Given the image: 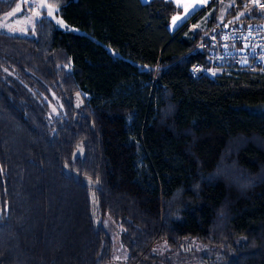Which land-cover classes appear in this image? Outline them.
Here are the masks:
<instances>
[{
    "label": "trees",
    "instance_id": "obj_1",
    "mask_svg": "<svg viewBox=\"0 0 264 264\" xmlns=\"http://www.w3.org/2000/svg\"><path fill=\"white\" fill-rule=\"evenodd\" d=\"M47 1L77 32H0V264H109L105 217L127 264L158 243L164 264H264V73L190 74L205 11L170 32L168 0Z\"/></svg>",
    "mask_w": 264,
    "mask_h": 264
},
{
    "label": "built area",
    "instance_id": "obj_2",
    "mask_svg": "<svg viewBox=\"0 0 264 264\" xmlns=\"http://www.w3.org/2000/svg\"><path fill=\"white\" fill-rule=\"evenodd\" d=\"M246 12L224 20L207 21L194 50H206L208 65L194 63L193 77L214 79L215 72L264 73V0H244Z\"/></svg>",
    "mask_w": 264,
    "mask_h": 264
},
{
    "label": "rangeland",
    "instance_id": "obj_3",
    "mask_svg": "<svg viewBox=\"0 0 264 264\" xmlns=\"http://www.w3.org/2000/svg\"><path fill=\"white\" fill-rule=\"evenodd\" d=\"M0 1L5 4L13 2V0ZM149 1L150 0H144V2H142L147 3ZM168 1H171L176 8L180 9V12L171 18L168 27L170 32H174L179 26L186 22L201 5L200 0ZM229 1L230 0H217V6H220L219 18H222V15L227 12L226 10L231 4ZM211 2L209 1V4ZM206 8L204 9V11H206L204 15L199 16L191 24L189 22L188 31L192 32L197 29L204 28L207 18H209L210 12L214 10V8H212L208 11ZM57 13L58 10L50 6L47 0H14V4L11 6V8L0 16V32L6 35L25 36L27 35L28 30H31L35 23L42 17L50 19L60 30H73L77 32L76 30L64 24ZM216 20L220 21L221 19L216 18ZM217 73L218 71L215 72V75ZM102 222L103 227L109 235L113 245V254L109 264H127V252L121 240V230L112 222L109 217L103 218ZM164 247L165 246L162 245V243L156 244L154 247V253L157 258L148 260L146 264H164L163 260L166 255V248Z\"/></svg>",
    "mask_w": 264,
    "mask_h": 264
},
{
    "label": "water",
    "instance_id": "obj_4",
    "mask_svg": "<svg viewBox=\"0 0 264 264\" xmlns=\"http://www.w3.org/2000/svg\"><path fill=\"white\" fill-rule=\"evenodd\" d=\"M84 156V149L83 147L77 145L72 153L71 156V163H75L77 160L82 159ZM64 172L66 173V167H64ZM67 175V173H66Z\"/></svg>",
    "mask_w": 264,
    "mask_h": 264
},
{
    "label": "crops",
    "instance_id": "obj_5",
    "mask_svg": "<svg viewBox=\"0 0 264 264\" xmlns=\"http://www.w3.org/2000/svg\"><path fill=\"white\" fill-rule=\"evenodd\" d=\"M144 2V0H141V2ZM201 1V5L199 6V8L196 10V11H198V10H200V11H204V9L209 5V1L211 2V0H200ZM233 1L234 0H230L229 1V3H231L228 7L230 8L231 7V5L233 4ZM224 8V7H223ZM228 8V9H229ZM228 9L226 10V11H228ZM206 12V11H205ZM223 17L222 18H219V15H218V17H217V19H221V20H224L225 19V16H226V13H224L223 15H222ZM209 20V18H207V21ZM206 21V22H207Z\"/></svg>",
    "mask_w": 264,
    "mask_h": 264
}]
</instances>
